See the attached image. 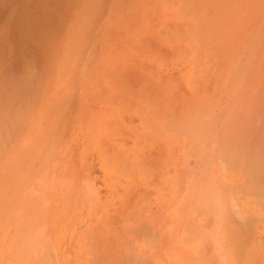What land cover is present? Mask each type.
Wrapping results in <instances>:
<instances>
[{
    "label": "rangeland",
    "instance_id": "obj_1",
    "mask_svg": "<svg viewBox=\"0 0 264 264\" xmlns=\"http://www.w3.org/2000/svg\"><path fill=\"white\" fill-rule=\"evenodd\" d=\"M0 264H264V0H0Z\"/></svg>",
    "mask_w": 264,
    "mask_h": 264
},
{
    "label": "crops",
    "instance_id": "obj_2",
    "mask_svg": "<svg viewBox=\"0 0 264 264\" xmlns=\"http://www.w3.org/2000/svg\"><path fill=\"white\" fill-rule=\"evenodd\" d=\"M39 48H40V46H39ZM39 55L42 57L43 54L39 53ZM40 56H39V60L41 58ZM98 104L99 103H97V102L91 103L90 106L87 107V114L89 117L91 116V119H93L94 121H96V119H97L99 122H101L102 121L101 119L106 118V109L104 107L102 110ZM83 110H85V108H83Z\"/></svg>",
    "mask_w": 264,
    "mask_h": 264
},
{
    "label": "bare ground",
    "instance_id": "obj_3",
    "mask_svg": "<svg viewBox=\"0 0 264 264\" xmlns=\"http://www.w3.org/2000/svg\"><path fill=\"white\" fill-rule=\"evenodd\" d=\"M32 1V0H31ZM74 2V1H73ZM37 4V3H36ZM47 11H49V10H47ZM59 12V11H58ZM38 20V19H37ZM38 27V26H37ZM49 39H50V37H49ZM53 39H55V36H54V38ZM40 56V55H39Z\"/></svg>",
    "mask_w": 264,
    "mask_h": 264
}]
</instances>
